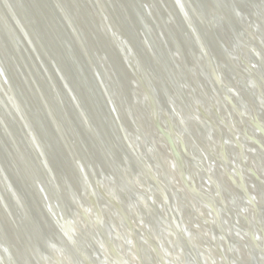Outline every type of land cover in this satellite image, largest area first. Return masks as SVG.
<instances>
[{
	"label": "bare ground",
	"instance_id": "6f19581e",
	"mask_svg": "<svg viewBox=\"0 0 264 264\" xmlns=\"http://www.w3.org/2000/svg\"><path fill=\"white\" fill-rule=\"evenodd\" d=\"M60 1L79 30L105 88L103 90L87 58L79 51L81 70L85 77L87 72L91 76L87 77V86L97 87L95 101L102 105V115L110 118L114 143L92 114L95 110L92 99L88 94L85 97L78 83L70 80L59 66L56 47L49 45L51 58L44 52L42 41L44 44L49 42L47 29L28 0H0V9L8 26L26 47L29 70L36 73L40 91L46 98L45 92L50 94L49 109L63 119L55 118L53 122L51 113L37 104L31 83L26 82L29 77L24 75L28 72L21 67L24 63L19 58L14 60L11 52L16 53L6 28L0 23V120L4 122V126L0 125V136L7 145L11 176L30 201L38 221L36 225L35 220L34 226L41 231L40 238L31 233V227L0 190V264H5L8 259L3 258V252L9 256V264H189L192 262L187 252L189 247L175 236L171 213L160 192L148 181L149 174L170 196L172 211L192 253L199 260L197 264H227L233 260L250 264L247 249L258 257L257 249L263 250L264 246L258 226L259 221L264 223V168L252 161L253 152L260 149L251 140L264 144V136L248 125V119L254 117L257 124L264 126L261 116L264 105L257 96L258 89L264 92V61L263 65L246 57L242 61L240 54L251 53L245 47L248 44L264 59V0H224L225 18L232 26L226 33L221 30L213 7L209 3L204 4L205 8L201 5L202 12L205 9L207 17L212 18L214 35L200 36L203 42L210 44L209 54L216 76L201 57L193 39L197 40L195 32L172 9L175 3L183 0H171L172 5L169 0H142L146 7L143 14L151 18L149 13H152L157 19L152 30L156 31L159 40L164 36L165 47L172 53L174 66L168 75L176 77L179 84L176 90L152 67V72L157 75L153 84L159 94L160 108L151 101L144 88V75L138 71L136 52L128 47L122 52L114 40L113 47L109 43L111 48L106 51L105 41L109 36L105 29H89L75 3ZM185 15L191 22L190 13L185 12ZM120 16L128 21L125 12ZM34 23L39 37L29 28ZM165 30L166 34H163ZM167 30L173 39L167 37ZM133 39L138 38L133 35ZM137 52L146 54L141 47ZM102 58L106 61L102 62ZM52 59L57 61L56 64ZM58 68L62 76L56 71ZM239 70L245 74L241 75ZM243 82L253 92V97L241 87ZM179 89L185 99L178 96ZM225 94L247 114L246 121L238 117L225 100ZM107 97L116 116L108 114ZM137 97L142 98L137 102L142 103L145 99L144 105L150 103L146 106V120L136 110ZM17 99H22L35 121L37 135H41L40 140L33 141L35 145L26 142L22 130L17 131L22 125L17 116ZM72 101L87 122L73 111ZM193 117L203 124L209 123L208 131L201 127V137L189 127ZM65 119L77 127L88 160L80 161L77 157L76 145L73 150L70 142L72 134L64 135L66 139L61 137L60 128L63 129ZM185 126H188L186 130L183 129ZM43 145L49 146L52 157L47 148L43 152ZM163 146L168 148V158L162 152ZM218 147L226 149V162ZM1 179L0 175V183ZM242 183L258 211L255 212L243 196ZM213 208L230 239L232 254L228 253L223 239L218 247L215 245L219 226ZM225 213L239 223L238 229ZM13 220L18 223L19 232ZM77 224L80 230L74 233V238L71 231ZM127 224L132 226L133 234ZM245 235L252 236L256 245ZM72 241L76 243L68 248ZM243 243L247 249L242 247ZM83 251L87 252V260L82 256Z\"/></svg>",
	"mask_w": 264,
	"mask_h": 264
},
{
	"label": "water",
	"instance_id": "95a60500",
	"mask_svg": "<svg viewBox=\"0 0 264 264\" xmlns=\"http://www.w3.org/2000/svg\"><path fill=\"white\" fill-rule=\"evenodd\" d=\"M169 1L172 5L171 0H169ZM28 2L32 6L37 18L45 25V27L47 29V34L49 36V42L44 44V42L42 41L44 49H45V50L43 49L44 52L47 53V55L51 58V56H50L51 53L49 54V48H50L49 45H53L56 47L57 52L59 53V57H58L59 66L61 67V69H63L64 73L66 72V75L70 80H75V82L78 83V86H79L82 94L85 97H87L86 94H88L89 98L92 99V100L90 99L91 104H92V106L94 105V107H95V108L93 107L95 110L92 112V114L95 116L96 119L99 120L101 127L108 134L112 143H114V141H113L114 139H112V133L110 131L112 129V126H111V123L109 120L110 118H108V116L105 117V115L104 116L102 115V112H101V110L103 109L102 105H100L99 102L97 104L95 101V98H96L95 93H98V92H96L97 90H95V89H97V87L95 88L92 86L89 88L88 87L89 85L87 86V77H89L90 74H89V72H87V74H86L87 77H85L82 70H81L83 67L81 68L79 65V55H80L79 51L81 52V54H83L87 58V61L89 62L92 70L94 71L97 80H99L103 90H105V88L102 85V81H101V78L99 77L100 75H99L98 71H96L97 68L95 67V65H93L90 57L87 54V51H86L87 49L84 47V44L81 40L79 30L74 25L73 20L71 19L67 10L65 9V6L62 4V2L60 0H28ZM71 2L76 4L77 8L80 10L81 19L84 20L83 22L85 24L89 25V29H91V28L96 29L97 27L100 29H105L104 31H106L107 35L109 36V38L106 37L109 42L105 41L106 51L110 50L111 45H112V41L114 40L122 52H123V50L126 51V49H127L126 47L130 48V51H133L134 53L136 52V54H137L136 57L138 58L136 62H137V65L139 66L138 71L140 72V75H142V76L144 75V80H145L144 88H145L146 92L149 94L151 101L155 102L156 105L159 106L158 108H160V98H159V94H157V91L155 90L156 88L154 89L153 83L156 82L157 75L152 72L153 68L156 69V71L158 72L159 75L163 74V76H165V80L168 83H170L173 87H175L176 90H178L179 84L176 80V77L172 78L171 76L168 75L170 70L172 69V66H174V64H173L174 61H173V58L171 56L172 55L171 51H168V49L165 47V43L163 40L164 36H162V35L164 33L166 34V30L163 31L162 35H160V38L162 36V39L159 40V37L156 36V31L152 30L156 26L155 22L157 19L154 15H152V13H149L151 18H149V16L146 15V13L143 14V11L146 10V7H145L144 2L142 0H87V2H85L86 4L82 0H71ZM82 3H84V5ZM206 3H209L213 7V9L215 10L216 19H218L219 22H221V28H222L221 30H223L225 33L227 32V30L231 31L232 26L227 21V19L225 18V13L223 11L225 9V6H224L225 1L224 0H183L182 2L178 1V3H175L172 6V9H175L176 10L175 15H179V17H181V19L184 22H186L188 24V26H190V28L195 32V34L197 36V40L195 38H193V39L195 40V42L198 45L197 48L200 49L201 57L207 61L212 72H214V74H215L214 76H216V73L214 70V68H215L214 62L212 61V57H211L212 55L209 54L210 53L209 52L210 44L208 42L209 45H207V43L203 42V38L201 37L202 34H205V35L207 34L209 36L214 35V31L212 30V18L207 17V15L205 14V9L203 10V12L200 9L201 5H203V8H205L206 6L204 4H206ZM42 7H43V9H41ZM121 12H123V13L125 12V14L127 16V20H128L127 22L123 18H121V16H120ZM185 12L190 13L191 22H189L187 20L188 18L186 17ZM90 13L92 15L95 14V16H92ZM26 19H27V17H26ZM31 19H32V17H31ZM147 19H148V21H147ZM220 19H222V20H220ZM27 21H28V19H27ZM0 23H1V25H3L4 28H6V31H7L6 34L9 36L11 43H12V46H13V49H14L16 55L18 56V57H16V55L12 51L11 54H12L14 60L18 61V58H19L24 63V64H21V67L24 70V72H28V73H24V72L23 73H24V75L26 74V78L29 77V79L27 78L26 82L28 84L31 83V87H32L31 89L33 91L34 98L37 100V104L39 106H42V107L44 106L43 108L47 109L51 113V115L53 117L50 116V118L53 120V122H54L55 118H58L61 120L62 116H60L59 114H57V116H56L55 113H53L49 109L50 107L47 104V100L51 101L48 98L50 94L45 92L46 95L48 96L47 97L48 99H47L46 96H44L42 94V92L40 91V89L36 83V80H35V76L37 77L36 73L31 68L30 69L32 71L29 70L30 64H29L28 59L25 55V54H27L26 53V47L21 42L20 38H17V36H15L11 27L8 26V24H7L8 22L5 19L3 13L1 12V9H0ZM242 23H243V21H241V24ZM57 26H58V28H57ZM128 26H129V30L127 29ZM193 26H194V28H193ZM29 28L35 36L39 37L35 23L30 24ZM63 33L66 34V37L64 36L66 39H64ZM258 33H259V35H261L260 32H258ZM10 34H11V36H10ZM133 35H135L139 40L138 39L134 40ZM199 36L201 37L200 40L198 39ZM167 37H170L171 39H173L172 34L169 32V30H167ZM39 39H41V38H39ZM69 39H70V41H72L71 44H70ZM67 41H68V44H67ZM237 41L241 42L240 38H237ZM102 44L104 46V42H102ZM29 45L32 48L31 50L35 51L32 44L29 43ZM190 46H192V48L194 47V45H192V43ZM217 46H218V49H220L219 43ZM112 47H113V45H112ZM140 47L142 48V50L146 51V54L142 55V54H139L137 52V49ZM245 47L249 51H251V53H249V55L248 54L247 55L246 54H243V55L240 54V59L242 61L245 60L244 57H246V59H250L254 63H256V62L257 63L259 62L260 64L263 63L264 59H263L262 54L260 52H256L255 50L250 49L248 47V44L245 45ZM189 48L191 49V47H189ZM28 55L29 54H27V56ZM101 61L103 62L106 60H103V58H102ZM56 62H54V60H53V63L56 64ZM24 66H25V68L27 67V69H25ZM66 67H67V70L69 71L68 72L69 74L67 73ZM154 69H153V71H154ZM56 71H58V73L61 75V73L59 72L60 71L59 68ZM239 73L241 75L245 74V72H242L240 70H239ZM137 75H139V74H137ZM47 77H48L49 82H51L50 76H47ZM247 77L249 78L250 81L255 82V80H253L250 76H247ZM181 80H184V79L181 78ZM62 82L65 83V85H66V81H64L62 79ZM241 87L244 90H246L247 93L251 97L254 96L253 92L247 86H245V82H243L241 84ZM66 88H68L67 85H66ZM247 88H248V90H247ZM180 91H181L180 89H179V91H177L178 96L181 98V100L185 99L183 92H180ZM257 94H258L257 95L258 98L261 100L262 104L264 105V92L261 89H258ZM51 95H53V94L51 93ZM56 95L59 96L58 92L56 93ZM138 98L139 97H137V100L135 102L136 104H138L136 106V110H138L139 113L143 116L142 118H144L146 120V116H147L146 112L148 110L146 108V106H148V104H150V103L148 102L146 105H144L145 99L143 100L142 103H140L137 101L138 100L141 101L140 99H142V98H140V99H138ZM56 99L59 100L60 98L58 99V97L56 96ZM87 100H88V98H87ZM225 100H227L231 104L233 110L237 113L238 117L241 120L246 121V118H248L247 114H245L243 112V110L239 109L231 101V99L229 98V95L225 94ZM17 101H18V103H17L16 108H17V111H19L17 116H18L20 122L22 123V125L20 124L21 129L18 128L17 131L20 132L22 130L21 133L26 136L25 137L27 140L26 142H28V144L33 143L35 145L34 142L35 141L37 142V139L40 140L39 136H41V135H40V133H38V135H37V131H36V127H35V125H36L35 121L30 116L28 109L25 106V104L23 103L22 99H21V101H19V99H17ZM106 103L108 105V111H109L108 114L112 115V116H116V114H117V113L115 114L116 110L112 109V107H111L112 104L110 103V100L108 97H107ZM71 108L73 109L74 112H77V114L80 115L81 118H83L84 122L85 121L87 122L86 117H84V115H83V112L78 109L77 105H75V101H74V103H73V101L71 102ZM47 114H48V112H47ZM261 116L264 118V106H263V112L261 113ZM1 118H2V120L4 119L3 117H1ZM193 118L190 119L189 127H191L193 129V131L201 137V127L203 129H206V131H208L207 129L209 127V123L203 124L197 118L196 119H195V117H193ZM252 118L248 119L250 121V123H248V125L250 126L249 128H252L251 130L255 131L256 133L262 134L264 136V126L257 124L254 117H252ZM5 120H3V121H5ZM83 120H82V122H83ZM65 121H64L63 129L60 128L61 137L66 139L64 135L72 134V139L70 142L72 143L73 150H74V147L76 145L74 152H76L77 157L80 159V161H81V159L88 160L87 159L88 156H87V153L85 150V146H84V143H83L81 137L78 134L79 132H78L77 127L73 126L70 122L67 123V119H65ZM68 121H69V119H68ZM0 125L4 126V122H2L1 120H0ZM205 125H207V126H205ZM185 127L183 128L184 130H186L188 126L186 128ZM79 129L82 131V128L79 127ZM6 137H7V139H10L9 136L6 135ZM251 140H252V143L262 151V152H260V150H258L257 152H253L252 161L255 164H257L258 166L264 168V144H261L256 139H251ZM44 144L46 145V142H44ZM5 146L7 147L5 140L3 139L2 136H0V175L2 178L1 183H0V190H1V192L3 191L6 194V196L9 199V202L13 203V206L16 209L17 213L20 214V216L23 218L24 222H26L27 226L31 227L32 230H30V232L34 233L37 238H40L41 237L40 236L41 231H40V229H38V231H37V228L34 226L35 220L37 222L36 225H38V221L36 219L35 213L32 211V209H33L32 205H31L30 201L28 199H26L25 196L22 194L21 188L17 186V184L13 180V177L11 176V172H10L11 165L9 166V164H8V161L10 163L11 160L8 157L9 155L7 154ZM42 147L44 148L43 152L47 148V151L50 154V155L49 154L48 155L51 157L53 156V154L49 151L48 145L46 146V148L44 147V145ZM218 149L220 151L221 158L223 159L224 162H226V149L224 147H218ZM172 150H174V153L176 154L175 149H172ZM239 150H241V149H239ZM74 152H73V154H74ZM162 152L166 155L167 158L170 156L168 154L169 152H168V148L166 146L162 147ZM34 161L36 164H38L37 160H34ZM252 174L254 175V177L257 180H260V178L255 174V172H252ZM147 179L155 189L157 188V190L160 192V195L163 197V199L165 200V202L167 204L166 206L168 207V209L171 213L172 228H173L175 236H177L179 241L185 247L187 245L189 247V250H187V252H189L188 254H190L189 256H191L190 258L192 261V262H189V264L190 263L191 264H193V263L197 264V262L199 260L195 257V254L192 253L193 251H192V248L190 247L188 239L184 235V232H182V230L178 224L179 222H178L176 216L174 215V212L172 211L171 201L169 200L170 196L167 194V191L165 189L160 187V185L154 179L153 175L149 174V178H147ZM225 183H226V185H228V182L226 180H225ZM241 185L243 186V190H244L243 192L241 191L243 196L245 197L247 202L253 207V210L255 212L258 211V207L255 204V201L248 195V192H247L246 188L244 187L243 183ZM187 186H189V185L187 184ZM188 189H190V187H188ZM226 193H228L230 196L232 195V193L229 192L228 190H226ZM192 194H194V193H192ZM197 198H199V197L197 196ZM263 198H264V195H263ZM214 212L216 214V221H217V224L219 226V233H218L219 237L216 238V236H215V238H214L215 245H216V247H218L220 245V242L222 243V239H223V241L227 245L228 253L232 254L230 239H229L227 233L225 232V230L221 224V220H220V216L218 215V212L215 209H214ZM225 214L229 219H231V221L233 223H235L234 226H235V228L238 229L240 227V225L238 222H235L233 220L234 219L233 216H230L229 213H225ZM14 223L13 224H14L15 229L19 232L18 229H20V228H19L18 223H16L15 221H14ZM258 226H259V230L261 231V234L263 237V242H264V223L263 222L261 223L259 221ZM128 229L131 231L132 234L134 233L132 226L128 225ZM79 230H80V228H79L78 224L76 225L75 229H72L71 232H73L74 238L76 237V234H74V233H77V231L79 232ZM3 235L6 237V233ZM245 236L248 237V235H245ZM68 237H69V234H68ZM218 239H220V240H218ZM247 239L249 241L251 240L253 242V244L256 245V241H255V239H253L252 236L248 237ZM72 242L73 243L68 244L69 245L68 248H70V245H73L76 243L75 241H72ZM257 243H258V241H257ZM242 247L247 249L244 243L242 244ZM258 249H257V252L260 254V256L258 255V257L255 256L251 250L247 249L249 251L248 256L250 259V261H249L250 264H264V246H263V250L262 249L258 250ZM83 253H84V255H82V256H84V258L87 260V258L85 257L87 252L83 251ZM3 258H8L5 260V264H9L10 258L4 252H3ZM227 264H239V263L234 262V260H233L232 263H227Z\"/></svg>",
	"mask_w": 264,
	"mask_h": 264
}]
</instances>
